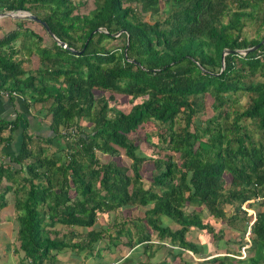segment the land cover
I'll use <instances>...</instances> for the list:
<instances>
[{
	"label": "trees",
	"instance_id": "trees-1",
	"mask_svg": "<svg viewBox=\"0 0 264 264\" xmlns=\"http://www.w3.org/2000/svg\"><path fill=\"white\" fill-rule=\"evenodd\" d=\"M87 5L0 0V12L26 11L83 49L43 45L46 32L30 20L0 35V92L20 99L22 112L38 107L48 130H21L14 155L0 162V209L11 193L19 264H59L65 253L108 264L102 253L121 247L117 264H264V44L237 53L264 39L242 32L245 22L264 24V0ZM116 39L121 45L106 49ZM224 50L233 52L221 69ZM21 119L0 118V146ZM148 122L156 125L143 154L131 135ZM115 211L131 212L112 223L113 235L96 229ZM204 213L238 232L234 250Z\"/></svg>",
	"mask_w": 264,
	"mask_h": 264
},
{
	"label": "rangeland",
	"instance_id": "rangeland-1",
	"mask_svg": "<svg viewBox=\"0 0 264 264\" xmlns=\"http://www.w3.org/2000/svg\"><path fill=\"white\" fill-rule=\"evenodd\" d=\"M82 1H84V2H86L88 5V7L90 8L91 7V0H82ZM262 12H264V7H263V9H262ZM156 18V16L155 17H153V19H155ZM7 20H9V21H7ZM13 20H15V22L16 21H18L17 19H11V18H7L6 19V21L5 22H8L7 23V25L5 26V28H4V31H7L8 29H10V27H12V25H13ZM25 20V19H24ZM144 20L145 21H149L150 20V18H149V15L148 14H146V15H144ZM17 24V23H16ZM28 26H30V27H33V25L32 24H30V25H28ZM14 27V26H13ZM38 28V27H37ZM37 28H35L37 31H38V29ZM242 32H243V35L246 37V38H248V39H251V38H258V37H260V36H262L263 34H264V24L262 25V26H259V19H256L254 22H245V26H244V28H243V30H242ZM39 33V32H38ZM40 35H41V37H42V44L43 45H46V46H49V45H51V39L49 38V37H47V36H45V35H43L42 33H39ZM20 42V41H19ZM19 42H16L15 43V45L16 46H20V45H18V44H20ZM22 44H25V46H29V43H28V41H26V40H23L22 39V42H21ZM121 45V41L120 40H118V39H116V40H111V41H108V42H106V43H104V46L106 47V49H116L117 47H119ZM20 57V56H19ZM24 67L26 68L27 67V65H24ZM120 101H121V103H122V105H121V107H122V109L123 110H128V108L130 107V102L128 101V98H126V97H121V99H120ZM246 102H247V95H241L239 98H238V107L240 108H242V107H244L245 106V104H246ZM32 111H33V114H35V115H37V116H44V113L43 112H41L40 110H39V108L38 107H36V108H32ZM37 112V113H36ZM84 124V123H83ZM155 123H153V122H148L147 124H145L141 129H139L137 132H135V133H133L132 135H131V138L134 140V142L138 145V147H139V149L137 150V152L139 151V152H141V153H143V154H149L150 153V149L148 148V146L146 145V140H145V135L147 134V135H151L152 133H154V131H155ZM159 126H160V128L162 127V128H165V125H161V124H159ZM18 142H16V144H17ZM17 146V145H16ZM97 157H99V155L97 154ZM100 160L101 161H105L106 160V157H101L100 158ZM120 161H121V163L122 164H127V163H129L123 156H122V154L120 155ZM145 166V165H144ZM143 185H144V188L147 186V182L145 181H143ZM185 210L188 212V211H190L191 209L190 208H185ZM254 208L251 210H249V211H251V212H253L254 213ZM132 211V210H131ZM130 211V212H131ZM124 212V211H123ZM122 211L120 212V211H115V212H111V213H109V214H107V215H105V216H102L100 219H99V225L100 226H96V229H98V227H102V228H107V231L109 232V234H111V235H113V232H114V230H115V228L114 227H112V223H115V222H118L117 221V219L118 218H121L122 217V215H125L126 214V216H128V214L130 213H123ZM141 212H143V208H138V209H135V210H133L132 212H131V216H136V215H141ZM5 213H7V212H5ZM230 213H232V209H230L229 211H228V214H230ZM114 219H115V221H114ZM202 222H210L211 224H213V226H214V229L217 231V232H219L220 233V231H222V235H223V239L224 240H228V242H230V248H233V250L235 249V247H236V242L239 240V236H238V232H235V231H233V230H231V229H228L227 228V226H225V224H224V222L223 221H221V220H219V219H213V218H211V217H208L207 216V214L206 213H204L203 214V217H202ZM11 222V221H10ZM13 222H11V224H12ZM171 227L173 228V229H175V226H172L171 225ZM194 234V233H193ZM199 234H201L200 232L198 233V235ZM188 236H191V235H187V238H190V237H188ZM244 239V241H248V239H247V237H246V235H244V237H243ZM0 239H1V237H0ZM15 240H16V238H15V236L14 235H12L11 237H10V241H11V246H12V248L14 247V243H15ZM248 243V242H247ZM100 246H103V244H101ZM248 247V244L245 246V248H247ZM10 250V249H9ZM116 251V252H115ZM125 251V249H124V247H121L120 249H114V248H112V249H110V252H109V254H107V253H105V252H103L102 253V255L103 256H105V259L104 260H108L110 263H112L115 259L114 258H117V257H120L121 255H122V252H124ZM242 250H241V248H239V252H241ZM14 256H16L15 254H13ZM185 255H186V253H185ZM59 258H60V263L61 264H86V262H88L89 261V259H88V257H85V255L84 254H81V255H79V256H77L76 257V260H72V259H70V256H69V253H65V254H62V255H60L59 256ZM193 260H198L197 258H196V256L194 257V256H192L191 257ZM236 258V257H235ZM0 259H2V258H0ZM154 259H152L151 260V262L153 261ZM156 262H153V263H151V264H155ZM95 264V263H94ZM117 264V263H116Z\"/></svg>",
	"mask_w": 264,
	"mask_h": 264
},
{
	"label": "crops",
	"instance_id": "crops-1",
	"mask_svg": "<svg viewBox=\"0 0 264 264\" xmlns=\"http://www.w3.org/2000/svg\"><path fill=\"white\" fill-rule=\"evenodd\" d=\"M7 18H0V35L4 34L8 30L14 28L17 24V21L13 20V25L7 31H4L5 26L8 22H5ZM9 21V20H7ZM14 26V27H13ZM20 99L16 98L13 101L10 100L7 96H0V118L9 121L15 118L17 113H20L22 116L20 128L15 133L12 134V142L8 145L0 146V162L8 163L9 159L14 155V149L17 147L16 142L20 140L21 130H26L28 133H31L36 136L44 137L47 135V121L44 117L37 116L33 114L32 108L28 109V111L22 112L19 106ZM21 111V112H20ZM37 113V112H36ZM6 132L2 134V137H5ZM5 200L7 202L6 206L0 209V264H19L20 254L14 256V250L12 248L10 237L12 235L15 236V226L14 223L11 224L13 218V210L12 203H10L12 194L7 193L5 195ZM7 212V213H5ZM11 221V222H10ZM10 249V250H9ZM70 259L76 260L77 256L70 255ZM127 255H124L123 258H126ZM122 258V259H123ZM59 259V258H58ZM115 260L112 263L108 264H116L120 260L118 258H114ZM117 259V260H116ZM60 261V259H59ZM95 262H93L94 264ZM61 264V263H59ZM86 264H90V260L86 262Z\"/></svg>",
	"mask_w": 264,
	"mask_h": 264
},
{
	"label": "water",
	"instance_id": "water-1",
	"mask_svg": "<svg viewBox=\"0 0 264 264\" xmlns=\"http://www.w3.org/2000/svg\"><path fill=\"white\" fill-rule=\"evenodd\" d=\"M0 18H11V19H25V20H30V21H33V22H36L38 24H40L42 26V28L44 29V31L46 32L47 36L60 48H64V49H67L68 51H70L71 53L73 54H76V53H81L83 51L80 50L79 52H76L74 51L73 49H70L68 48L63 42L59 41L51 32L50 30L48 29V27L45 25L44 22L40 21L39 19H37L35 16H33L32 14L26 12V11H16V12H0ZM100 30H95L93 32H91L89 34V36L87 37L84 45H86V43L88 42V40L90 39V36L95 33V32H99ZM119 35V33H116L114 34L113 36L114 37H117ZM264 44V39H262L257 45L251 47V48H248V49H245L243 51H237V53L239 54H242V55H245L247 54L248 52H251V51H254V50H257V48ZM125 52V51H124ZM233 51H228V50H224L222 55H221V69L223 68V57L224 55L228 54V53H232Z\"/></svg>",
	"mask_w": 264,
	"mask_h": 264
},
{
	"label": "built area",
	"instance_id": "built-area-1",
	"mask_svg": "<svg viewBox=\"0 0 264 264\" xmlns=\"http://www.w3.org/2000/svg\"><path fill=\"white\" fill-rule=\"evenodd\" d=\"M0 96H5V97H6L7 95L4 94V93H2V92H0ZM243 209H244V207H243ZM248 213L251 214L252 217H254V213H253V212L248 211ZM244 249H245V247L241 248V250H242V251H241V258L244 257Z\"/></svg>",
	"mask_w": 264,
	"mask_h": 264
}]
</instances>
